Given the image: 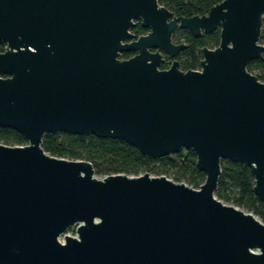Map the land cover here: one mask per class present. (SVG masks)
Listing matches in <instances>:
<instances>
[{
  "label": "water",
  "instance_id": "obj_1",
  "mask_svg": "<svg viewBox=\"0 0 264 264\" xmlns=\"http://www.w3.org/2000/svg\"><path fill=\"white\" fill-rule=\"evenodd\" d=\"M263 15L264 0L189 17L158 0H0V126L27 140L0 143V264H264V223L215 195L229 159L250 168L264 203V82L247 69L264 52ZM137 22L148 31L132 33ZM177 28L219 29L198 69L180 68ZM54 132L152 158L190 150L205 179L97 177L42 148Z\"/></svg>",
  "mask_w": 264,
  "mask_h": 264
},
{
  "label": "trees",
  "instance_id": "obj_2",
  "mask_svg": "<svg viewBox=\"0 0 264 264\" xmlns=\"http://www.w3.org/2000/svg\"><path fill=\"white\" fill-rule=\"evenodd\" d=\"M159 3L175 15L192 16L207 13L209 8L221 0H158ZM136 36L148 31L139 22L131 29ZM219 29L210 33L194 36L188 29L177 28L172 35L175 43L184 42L186 47L177 55L182 70L198 69L201 48H213L219 44ZM259 41L264 44V15ZM5 43L0 41V51ZM134 52H123L121 58H128ZM172 58L165 55L161 68L169 67ZM247 69L264 82V52L247 64ZM0 143L24 145L27 140L16 130L0 126ZM42 148L49 154L67 159L89 161L96 175L105 176L114 173L137 175L144 172L184 181L198 188L205 174L196 165V156L190 150L152 158L143 155L137 148L125 141L111 137H97L93 134H71L65 132L46 133L42 139ZM221 173L218 178L215 195L223 202L233 204L253 213L264 222V203L253 192L254 177L250 168L239 162L222 159Z\"/></svg>",
  "mask_w": 264,
  "mask_h": 264
},
{
  "label": "rangeland",
  "instance_id": "obj_3",
  "mask_svg": "<svg viewBox=\"0 0 264 264\" xmlns=\"http://www.w3.org/2000/svg\"><path fill=\"white\" fill-rule=\"evenodd\" d=\"M96 175V174H95ZM152 175H155V174H152ZM97 177H101L100 175H96ZM169 178V177H168ZM169 179H171V178H169ZM172 180V179H171ZM182 182H184V181H182ZM185 183V182H184ZM260 222H262V223H264L259 217H257V216H255ZM66 234H68V235H74V227L72 226V227H69L67 230H66V232H65Z\"/></svg>",
  "mask_w": 264,
  "mask_h": 264
},
{
  "label": "built area",
  "instance_id": "obj_4",
  "mask_svg": "<svg viewBox=\"0 0 264 264\" xmlns=\"http://www.w3.org/2000/svg\"><path fill=\"white\" fill-rule=\"evenodd\" d=\"M73 227H74V229H75L76 226H73ZM74 234H75V232H74ZM60 239H61V238H60Z\"/></svg>",
  "mask_w": 264,
  "mask_h": 264
}]
</instances>
